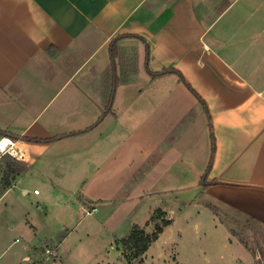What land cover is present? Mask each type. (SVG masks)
<instances>
[{"label": "crops", "instance_id": "obj_1", "mask_svg": "<svg viewBox=\"0 0 264 264\" xmlns=\"http://www.w3.org/2000/svg\"><path fill=\"white\" fill-rule=\"evenodd\" d=\"M125 33L142 36L117 42L135 53L137 65L125 71L105 114L114 84L110 47ZM125 116L128 138L148 148L141 147L132 174H153L150 156L158 163L165 142L180 141V171L158 172L149 193L186 190L189 174H196L187 199L205 197L228 245L235 227L217 214L240 220L257 246L246 239L252 264H264V0H0V130L9 134L0 137L16 141L13 157L23 166L5 187L12 156L0 157V203L27 173L47 188L89 181L91 200H103L90 188L118 172L128 143H121ZM213 137L207 181L216 182L203 186ZM63 145L69 151H56ZM4 209L0 264H12Z\"/></svg>", "mask_w": 264, "mask_h": 264}, {"label": "rangeland", "instance_id": "obj_2", "mask_svg": "<svg viewBox=\"0 0 264 264\" xmlns=\"http://www.w3.org/2000/svg\"><path fill=\"white\" fill-rule=\"evenodd\" d=\"M129 58L134 60L133 51L128 55L126 52L123 54V63L126 64ZM141 58L139 75L144 78L147 73L143 56ZM127 71H135L132 63L127 67ZM124 73L125 71L121 75ZM151 118L156 119L155 114ZM120 119L121 143H128L126 149L119 151V165L116 168L118 172L111 181L95 183L90 188L91 193L102 194L105 197L103 200H91L93 196L89 195L86 188L90 185L89 181L86 185L76 182L68 187L59 184L47 188L45 180L27 173L23 177L25 179L14 185L13 191L0 203V210L6 207V238L8 243L14 246L8 253V262L127 264L121 257L118 237L125 236L133 222L144 225L151 214L150 211L156 206H161L167 211L172 223L164 228L146 253L131 264H252L251 259L255 255L245 244L240 243L237 234L233 235V243L228 245L224 228L214 225L215 214L201 202L206 200L205 197L197 196L198 198L192 201L187 199V190H193L196 186V174H189L192 182L184 184L186 190L149 193L156 185L158 172L170 169L180 171V141H166L169 147L158 163L155 162V153L152 158L150 156L148 162L154 165L153 174H132V171L140 166L141 147L146 151L148 148L143 146L141 140L135 143L134 138H128V117ZM177 131H180V126ZM63 146L56 147V151H69L65 149L66 145ZM129 148L130 150H127ZM6 154L9 153L0 154V157ZM147 166L148 164L142 165L141 169ZM34 188H37L39 193L41 191V194L36 195L38 193H34ZM24 189L28 193H24ZM110 194L113 195L111 199L108 198ZM91 203L96 204L98 210L86 213L92 207ZM217 215L224 223L234 225L235 229L232 231L242 234L252 247H257L255 239L242 227L240 220H232L223 213ZM149 225L146 229L153 230L154 224ZM13 250H17V253L12 257Z\"/></svg>", "mask_w": 264, "mask_h": 264}, {"label": "trees", "instance_id": "obj_3", "mask_svg": "<svg viewBox=\"0 0 264 264\" xmlns=\"http://www.w3.org/2000/svg\"><path fill=\"white\" fill-rule=\"evenodd\" d=\"M128 36L136 37L139 39L142 38V36L135 34V33L120 34L119 36H117L112 41V44L110 47V52H111V64H110L111 74H110V76L113 77L114 84L112 85V92L110 95V99L106 105L105 114H107L112 109V104H113V100H114V96H115V90H116V88L120 82V79L121 80L125 79V77L128 76L127 74L123 75L124 77L122 75H120L121 76V78H120L118 76L119 67H121L120 70L122 72H124L127 70V67L130 66V63H132V65L136 69L137 61L135 58H134V60H131L129 58L130 60L127 61L126 64L123 63L124 62L123 61V54H125V52H124L123 48L117 44L118 40L121 37H128ZM146 59L148 62L149 44H147V57H146ZM165 71H167V70L165 69V70L160 71V72H153V75H157V74L163 73ZM188 86H189V84H188ZM100 119H101V117H100ZM4 133H6V132L0 130V135H3ZM6 134H8V132ZM10 135L14 136L13 134H10ZM214 152H215V141H214V137H213L211 159H210L206 173L203 174V176L200 180V182L203 186H207L210 183L216 182V181H211V182L207 181L208 170L211 167V162L213 159ZM7 155H10V154H7ZM7 165H8L7 171L3 177V183H4L5 187L10 186L14 177L17 174H19L20 171H23V166L20 163V161L17 160L16 157L12 156L11 161L9 160ZM167 215H168V213L164 208L156 207L151 212L149 218L146 220L144 225H142L138 222H134L131 225L129 232L125 236H122L118 239L119 248L121 250V257H123L126 260L127 264H131L135 259L141 258L146 253V251L149 249V247L152 245V243L160 237L161 233L164 231V228L172 223V219L169 218ZM150 223L154 224V228H153V230L148 231L146 229V226H148ZM236 234L239 236L240 241L248 246L246 238L240 233L236 232Z\"/></svg>", "mask_w": 264, "mask_h": 264}, {"label": "built area", "instance_id": "obj_4", "mask_svg": "<svg viewBox=\"0 0 264 264\" xmlns=\"http://www.w3.org/2000/svg\"><path fill=\"white\" fill-rule=\"evenodd\" d=\"M9 153L14 156H18L19 152L16 146V141L9 136L0 137V154ZM34 193H39V190L36 188ZM98 210L96 205L92 206L86 213H93Z\"/></svg>", "mask_w": 264, "mask_h": 264}]
</instances>
